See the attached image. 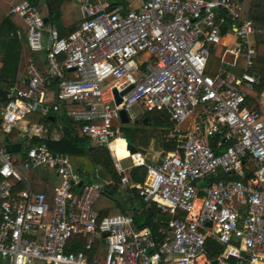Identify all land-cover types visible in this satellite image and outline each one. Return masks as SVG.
<instances>
[{"label": "built area", "instance_id": "1", "mask_svg": "<svg viewBox=\"0 0 264 264\" xmlns=\"http://www.w3.org/2000/svg\"><path fill=\"white\" fill-rule=\"evenodd\" d=\"M81 13L63 37L39 4L22 0L8 12L25 23L26 73L0 103V263L264 264V76L254 69L256 27L243 19L242 1L83 0ZM212 49L228 66L243 58L245 71L209 73ZM50 77L59 79V103L78 104L66 113L79 135L110 149L122 187L138 188L170 216L160 239L130 213L100 219L93 205L102 184L79 185L71 157L47 143L61 139V124L27 119L47 111ZM259 84L262 110L249 95ZM122 110L129 123L165 112L176 148L157 163L129 150L124 164L111 148L123 136ZM6 138L21 144L18 153L7 151ZM18 163L55 175L51 200L31 187ZM140 166L146 178L134 183L127 172ZM17 182L25 188L17 191ZM76 236L84 248L67 250ZM103 240V259H90Z\"/></svg>", "mask_w": 264, "mask_h": 264}, {"label": "trees", "instance_id": "2", "mask_svg": "<svg viewBox=\"0 0 264 264\" xmlns=\"http://www.w3.org/2000/svg\"><path fill=\"white\" fill-rule=\"evenodd\" d=\"M22 0H0V103L5 100L6 91L15 83L20 82L26 73V50L19 37V31H25L23 19L16 14H8L12 5ZM45 7L49 24H54L60 31V35L67 37L79 25L76 20L75 0H29ZM112 6L122 4V0H110ZM243 19H252L255 22V44L258 50V58L254 69L264 76V0H243ZM19 18L21 21H19ZM40 68L44 69V57L38 55ZM246 63L240 59L237 66H228L219 62L213 74L220 70L232 71L238 75L244 72ZM210 73V72H209ZM51 79V97L47 104V111H37L33 122H52L61 124L62 137L59 141L48 140L47 143L54 151L67 154L71 157L76 169V174L85 183L102 184L101 194L93 207L99 218L104 216L130 213L135 218L138 227H150L160 239L161 230L166 227L170 216L157 207L154 202H145L138 193V188H125L123 191L120 174L114 165L112 153L106 146H95L88 137L78 133L77 124L67 115V109L77 107L76 103H59L56 98L58 78ZM262 84L249 91L253 101H257L255 108L262 110L258 103ZM59 103L58 111L53 110L54 104ZM173 128V123L168 115L162 111L144 112L135 122L123 124L121 129L126 141L138 148L149 162H156L169 150L176 148L174 140H168V133ZM12 135L10 138L12 139ZM35 141H39L38 138ZM150 149V151H148ZM152 150V151H151ZM19 171L27 177L31 187L44 192L48 199L53 196V184L55 175L47 168L25 169L22 163H18ZM146 168L133 167L128 173L134 183H143L146 177ZM25 188L21 182H17L16 190ZM72 245L67 250L79 251L84 248V238L80 236L72 239ZM101 241H97L92 251L88 252L89 258L96 252ZM3 264V263H0Z\"/></svg>", "mask_w": 264, "mask_h": 264}, {"label": "rangeland", "instance_id": "3", "mask_svg": "<svg viewBox=\"0 0 264 264\" xmlns=\"http://www.w3.org/2000/svg\"><path fill=\"white\" fill-rule=\"evenodd\" d=\"M81 1L82 0H75V6H76V20H78V23H80L81 21V18H82V13L80 11V6H81ZM127 1H131V0H127ZM24 34H25V31H24ZM213 51V49H212ZM39 54V53H38ZM221 51L220 49H217V51H213L212 53V57L210 59V63L208 65V68H207V71L210 72V73H214V71L217 69L218 67V64L220 62V58H221ZM42 57H44L46 55V52L45 51H41V54H40ZM26 60V59H25ZM45 68V66H44ZM34 117V114H31L27 117L28 120L31 121V118ZM120 125H123L122 123H118ZM127 124H130V123H127ZM126 124V125H127ZM125 125V124H124ZM186 126V125H184ZM123 135V133H122ZM127 142L121 138H119L115 143H114V149L116 150L117 154L121 156V154H125V157H124V163L125 164H128L130 161L129 159H125L127 158L128 156V151H127ZM148 151H150V149H148ZM152 151V150H151ZM125 188H123V191L125 192ZM98 247H97V251H98V254L99 256L103 259L106 251H107V242L106 241H102V242H99V244H97Z\"/></svg>", "mask_w": 264, "mask_h": 264}, {"label": "water", "instance_id": "4", "mask_svg": "<svg viewBox=\"0 0 264 264\" xmlns=\"http://www.w3.org/2000/svg\"><path fill=\"white\" fill-rule=\"evenodd\" d=\"M240 1H243V0H240ZM45 21L49 22V17L48 16H45ZM127 91H128V89L123 91L122 93L124 94ZM115 97H116V102L117 103H120L122 101L121 94L116 92ZM121 119H122V122H124V123H129L130 122L129 117L127 115V112L125 110L121 111ZM5 146H6L7 151L10 152V153H18L20 151V149H21V144L20 143H11L9 138H6ZM128 148H129V150L132 153L139 152L138 148L136 146L130 144V143H128ZM83 183H84V181L81 180L79 185H82ZM6 264H8V263L6 262Z\"/></svg>", "mask_w": 264, "mask_h": 264}, {"label": "crops", "instance_id": "5", "mask_svg": "<svg viewBox=\"0 0 264 264\" xmlns=\"http://www.w3.org/2000/svg\"><path fill=\"white\" fill-rule=\"evenodd\" d=\"M82 1H83V0H82ZM82 1H81V3H82ZM122 1H124L123 3H125V4L128 3V2H130V1H127V0H122ZM42 7H43V6H42ZM43 10L46 12L45 7H43ZM80 11H81V6H80ZM46 16H47V15H46ZM17 19H19V18H17ZM19 21H21V20L19 19ZM19 37H20V39L22 40V42H23L22 44H23L24 47H25V44H24V43H25V34H24V31H22V30L19 31ZM38 53H39L38 55L41 56V55H40V54H41V51L38 52ZM0 66H1V63H0ZM141 114H142V113H141ZM141 114H140V115H141ZM138 118H139V117H138ZM31 122H33V121L31 120ZM37 123H44V124L49 125V124L52 123V122L45 121V122H37ZM123 123H124V122H123ZM53 124H54V123H53ZM124 124H127V123H124ZM12 136H13V135H12ZM122 137H123V136H122ZM123 138H124V137H123ZM123 138H122V139H123ZM12 139H13V138H12ZM124 140L126 141L125 138H124ZM126 142H127V141H126ZM11 143H13V142H11ZM5 144H6V143H5ZM127 144H128V142H127ZM127 151H129V150H127ZM127 156H128V155H127ZM122 157H123V159H124L125 154H123ZM160 159H161V157H160ZM160 159H158L156 162H153V163H157V162H159ZM123 163H124V162H123ZM124 164H125V163H124ZM131 169H132V168H131ZM131 169H130V170H131ZM130 170H129V171H130ZM129 171H128V172H129ZM128 172H127V173H128ZM128 174H129V173H128ZM129 177H130V175H129ZM79 178H80V177H79ZM145 178H146V177H145ZM80 180H82V179L80 178ZM55 182H56V177H55L54 184H55ZM84 183H85V182H84ZM54 184H53V186H54ZM103 241H104V240H103ZM101 242H102V241H101ZM95 254H98V251H97V250H96ZM92 256H93V255H92Z\"/></svg>", "mask_w": 264, "mask_h": 264}, {"label": "bare ground", "instance_id": "6", "mask_svg": "<svg viewBox=\"0 0 264 264\" xmlns=\"http://www.w3.org/2000/svg\"><path fill=\"white\" fill-rule=\"evenodd\" d=\"M119 138L122 139L123 137H120V136H119L118 138H116V139L112 142V144H111V148H112V150H113L112 152H113L114 156H116V157L119 158V159H123V157H122L123 154H121V156L118 155L117 152H116V150L114 149V143H115ZM127 150H129V149H128V145H127ZM130 154H131L130 151H128V156H129Z\"/></svg>", "mask_w": 264, "mask_h": 264}]
</instances>
